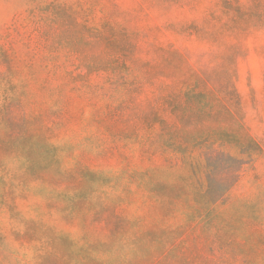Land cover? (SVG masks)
Returning a JSON list of instances; mask_svg holds the SVG:
<instances>
[{"label":"rangeland","instance_id":"374dc122","mask_svg":"<svg viewBox=\"0 0 264 264\" xmlns=\"http://www.w3.org/2000/svg\"><path fill=\"white\" fill-rule=\"evenodd\" d=\"M0 264H264V0H0Z\"/></svg>","mask_w":264,"mask_h":264},{"label":"trees","instance_id":"16d2710c","mask_svg":"<svg viewBox=\"0 0 264 264\" xmlns=\"http://www.w3.org/2000/svg\"><path fill=\"white\" fill-rule=\"evenodd\" d=\"M200 98H202V95L200 96ZM214 189H212L211 191H210V193L208 194V198H212L213 196H218V194L217 195H214Z\"/></svg>","mask_w":264,"mask_h":264}]
</instances>
